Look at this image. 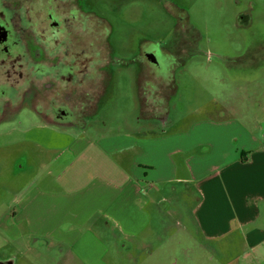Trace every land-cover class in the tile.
Instances as JSON below:
<instances>
[{
  "label": "rangeland",
  "instance_id": "rangeland-1",
  "mask_svg": "<svg viewBox=\"0 0 264 264\" xmlns=\"http://www.w3.org/2000/svg\"><path fill=\"white\" fill-rule=\"evenodd\" d=\"M44 2L57 10L65 30L60 38L51 35L58 39L48 36V41L50 48H60L64 54L65 66L59 68L62 71L59 74L60 79L66 80L62 84L66 95L63 100L56 93L39 98L38 103L32 94L23 101V96L16 95L12 100L18 105L0 114V260L15 250L14 237L6 229L11 223L3 226V222L12 215L16 197L32 187L57 190V179L64 168L67 174L82 167L93 173L85 158L91 151L79 159L66 149L73 139L181 131L196 120L215 118L218 111L234 106L239 107L243 118L264 119V0ZM78 2L81 10L75 6ZM33 10L37 12L34 14ZM45 12L37 1L26 14L25 22L29 25L37 22L44 29ZM181 34L189 44L181 48L176 60L178 53L174 49L179 47ZM138 59L149 69L147 80L141 85L142 101ZM108 61L110 78L101 73V67L106 68ZM13 76L18 82L17 74ZM9 77L12 73H2V79L11 85L6 80ZM173 81L175 90L170 94ZM16 86L19 91L25 90L17 83ZM70 86L77 87L78 92L67 99ZM64 87L58 92H64ZM63 102L72 107L77 124L61 121L60 118H70L69 114L55 119L38 111L50 113L51 103L56 107ZM141 102L145 112L157 117H145ZM86 120L88 129L82 132L78 124ZM69 164L73 167H68ZM191 206V201L184 203L186 210ZM161 223L167 229L159 234L162 237L153 246L156 263H229L203 250L197 238L184 231L181 218L166 216ZM19 230L31 243L36 239L41 241L40 236L28 235L24 228ZM98 235L111 239L103 230ZM168 239H172L171 244ZM40 246L33 243L34 248L41 249ZM53 253H58V246ZM122 254H125L123 250ZM134 257L137 260L126 258L118 264L144 263L138 254ZM149 261L147 264L155 263ZM30 262L47 264L33 258Z\"/></svg>",
  "mask_w": 264,
  "mask_h": 264
},
{
  "label": "crops",
  "instance_id": "crops-1",
  "mask_svg": "<svg viewBox=\"0 0 264 264\" xmlns=\"http://www.w3.org/2000/svg\"><path fill=\"white\" fill-rule=\"evenodd\" d=\"M217 113L181 131L73 139L66 149L79 159L91 151L93 173L64 168L57 190L32 187L16 197L3 222L15 250L0 263L118 264L134 254L155 262L153 246L167 229L161 219L175 216L227 264H264V119L243 118L237 106ZM88 120L78 124L82 132ZM19 228L40 236L33 243L41 249Z\"/></svg>",
  "mask_w": 264,
  "mask_h": 264
},
{
  "label": "flooded vegetation",
  "instance_id": "flooded-vegetation-1",
  "mask_svg": "<svg viewBox=\"0 0 264 264\" xmlns=\"http://www.w3.org/2000/svg\"><path fill=\"white\" fill-rule=\"evenodd\" d=\"M39 1L40 7L46 9V16L43 19L45 28L39 27L36 22L34 25H29L28 15L32 10L33 5ZM49 4L53 0H48ZM44 0H0V114L3 110L11 108L17 104L12 99L17 96H23V101L27 96L33 95L34 99H43L46 96L56 95L60 93L61 99L65 94V87L62 85L66 80L60 79L59 72H62L61 67L65 66V61L62 58L63 52L60 48L57 50L50 48L48 36L59 37L62 29V19L58 15L57 10L53 7L45 6ZM77 9L81 10V5L75 4ZM26 12V13H25ZM37 10H33L35 14ZM70 27H66L69 32ZM52 40L58 39L51 37ZM72 63V60L71 62ZM74 63H76L74 61ZM111 63L109 61L105 66L101 67V73H105L107 77L110 76ZM12 73V77L7 79L11 81V85L2 79V73ZM13 74H17L16 79L13 78ZM47 74V75H46ZM74 76V74H72ZM33 76L39 78L34 79ZM51 76V77H49ZM48 77V78H47ZM55 77L57 79H55ZM105 78H103L104 80ZM16 83L20 85V88L25 90H18ZM64 87V92L61 90ZM19 88V89H20ZM15 89V90H14ZM67 99L70 96L77 94V87L70 86L68 88ZM13 101V102H11ZM22 103V102H21ZM20 103V104H21ZM18 105V104H17ZM50 113H45L40 110L41 114L53 115L55 118L60 117L61 114H69L71 120L75 121L72 116L73 110L68 103H62L58 106H54L51 103ZM78 109V108H77ZM60 115V116H59ZM6 264V263H0Z\"/></svg>",
  "mask_w": 264,
  "mask_h": 264
},
{
  "label": "trees",
  "instance_id": "trees-1",
  "mask_svg": "<svg viewBox=\"0 0 264 264\" xmlns=\"http://www.w3.org/2000/svg\"><path fill=\"white\" fill-rule=\"evenodd\" d=\"M179 30V29H178ZM189 43H187V39H184L183 40V36H182V34H181V39H180V41H178V45L177 46H179V47H177V48H175L174 49V51H176V53H178V55L175 57L176 58V60H178L179 58H178V56H179V51L181 50V48L183 47V46H185V45H188ZM173 56H174V54H173ZM130 64V63H129ZM139 66H140V72H141V74H140V77H139V98L141 99V101L142 100H144V97L142 96V87H141V85H142V83H144L145 82V80H147V78H146V75H147V72H148V65L146 64V63H142L139 59H138V63H137ZM177 64H179V63H177ZM177 66V65H176ZM174 90H175V82L173 81V90L170 92V94H173L174 93ZM170 96V95H169ZM168 98H170V97H168ZM167 98V99H168ZM142 104H141V112H142V114H146L145 115V117H157V115L156 116H154V115H150V114H148L147 112H145V105H144V103L143 102H141Z\"/></svg>",
  "mask_w": 264,
  "mask_h": 264
}]
</instances>
